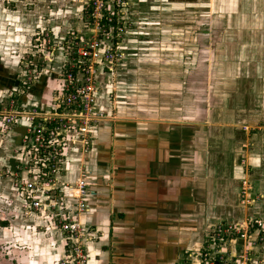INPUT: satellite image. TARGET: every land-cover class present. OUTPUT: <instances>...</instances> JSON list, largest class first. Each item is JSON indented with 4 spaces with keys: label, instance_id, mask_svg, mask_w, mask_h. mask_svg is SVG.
<instances>
[{
    "label": "crops",
    "instance_id": "0c3cea01",
    "mask_svg": "<svg viewBox=\"0 0 264 264\" xmlns=\"http://www.w3.org/2000/svg\"><path fill=\"white\" fill-rule=\"evenodd\" d=\"M85 1L32 0L30 11L16 4L8 9L14 16L6 24L12 31L8 43L21 46L45 27L61 37L76 32L83 38L87 34L81 31ZM241 3L247 8L260 5L255 0ZM261 3L263 30L258 45L252 43L256 39H245V49L230 57H242L237 61L250 70L249 81L246 86H218L216 109L206 114L191 111L198 105L205 109L212 105L206 89L203 104L190 99L195 88L185 76L178 83L174 75L160 83L154 73V87L138 97L141 103L135 108L125 88L112 86L120 94L110 109V98L105 102L104 97L111 86H100L97 102L102 101L97 105L108 116L92 129L89 152L69 154L63 179L71 184L84 174L90 185L88 212L80 217V224L91 231V240L85 243L88 264H178L198 253L205 235L222 221L241 222L250 212L256 213L251 218L264 220L259 216L264 214L261 206L240 202L244 190L248 196L264 197V139L255 134L264 123V0ZM147 37L141 35L139 40ZM13 53L8 52L6 60L0 56V97L17 88L8 86L14 80L9 70ZM232 71L229 68L225 75ZM58 86L52 72L41 75L20 103L27 109L50 110ZM21 132L15 129L0 135V203L9 209L6 218L0 219L9 223L5 230L11 238L8 260L2 259L6 262L2 264H60L65 244L54 222L38 215L23 217V199L7 174L20 158L16 150ZM262 237L263 243L244 246L254 264L264 262V230ZM228 247L230 253L242 250L241 243Z\"/></svg>",
    "mask_w": 264,
    "mask_h": 264
},
{
    "label": "rangeland",
    "instance_id": "374dc122",
    "mask_svg": "<svg viewBox=\"0 0 264 264\" xmlns=\"http://www.w3.org/2000/svg\"><path fill=\"white\" fill-rule=\"evenodd\" d=\"M255 1L260 2V5L256 6L255 3V6L247 8L241 3L247 0H120V2L116 0V4L120 5L114 11L111 8L110 13L120 14L117 18L118 23L122 24L123 32H121V44L119 43L117 47L122 51L123 56L112 71L103 69L101 66L95 70L98 86H111L110 91H107V97H104L105 102L110 98L108 107L112 109L114 102L118 99L120 93L118 89H115L118 86L125 88L126 95L132 96L131 99L135 101L134 108L140 105L138 97H145L143 94H147L148 90L154 87L155 73L156 80L160 83L171 79V75H174L178 83L185 76L184 79L190 83L191 89L195 88L190 93V99L194 98L196 104H203L206 89L208 92L206 99L210 98L209 104L212 107L206 106L205 109V106L198 105L192 107L191 111L206 114L210 112V109H216L213 103H220L215 95L218 86H246L249 81L250 70L247 66L238 63L242 57L238 59L230 57H233L232 52L236 54L237 50L245 49V39L251 42L256 39V42L252 43L258 45L257 40L261 38L263 30L259 16L263 0ZM87 2L86 0L82 12L81 31H87V34L82 36L83 39L93 35V14H100L99 11L89 12ZM101 2L98 0L99 4ZM16 4H20L28 11L33 8L32 0H0V26H2L0 27V56L6 57V60L7 53L13 50L14 53L10 55V58L14 64L9 67L10 74L14 75L15 80L21 84L26 83L32 86L30 89L35 87L41 75L45 76L51 72L56 76L58 84L61 80V67L64 61L68 60L64 53V46L79 36L74 32L61 37L45 27L38 28L21 46L13 45L11 41L8 43L7 39H10L12 31L6 24L14 17L8 9H14ZM129 33L132 34L129 37L130 40L125 41ZM145 34L148 37L139 40V36ZM99 40L108 49L111 48L109 41L102 38ZM1 68L4 67L1 66ZM229 68H232L233 74L226 76L225 71ZM253 70L259 71L255 68ZM10 91H5L0 97V111L7 109ZM20 97L17 104L23 98V96ZM187 97L189 96L186 95L185 98ZM259 125L261 126H257L258 132L255 134L258 133L264 139V123ZM0 176L2 177V174ZM242 196L241 199H243ZM257 198L260 200L252 206H261L264 211V197L256 194L249 195L251 200ZM19 199L22 200L20 197ZM245 203L247 207H251V202ZM261 203L263 205H260ZM6 211L9 212V209L1 206L0 203V218H6L4 215ZM255 216V212H250L249 217L237 224L243 225ZM259 216L264 214L261 213ZM255 220L264 222L262 217H256ZM221 223L232 222L222 221ZM8 226L6 219H0V264L6 263L2 259L8 260L6 249L11 239L5 230ZM207 235L208 233L205 235L203 247ZM261 241L263 243V239ZM228 245L229 242L225 244V254L229 262L238 252L230 253Z\"/></svg>",
    "mask_w": 264,
    "mask_h": 264
},
{
    "label": "built area",
    "instance_id": "2783aa9c",
    "mask_svg": "<svg viewBox=\"0 0 264 264\" xmlns=\"http://www.w3.org/2000/svg\"><path fill=\"white\" fill-rule=\"evenodd\" d=\"M87 1L89 12L99 11L100 14H93L92 36L76 37L64 46L68 60L61 67V80L52 108L27 109L21 103L17 104L18 97L26 95L32 87L23 83L21 89L17 87L10 92L7 109L0 111L1 136L22 129L20 147L16 150L20 158L14 169L7 172L14 191L23 199L22 215L26 218L44 216L54 222L65 244L64 259L60 264H88L85 243L91 240V231L80 224V217L88 212L86 199L90 195V185L84 174L71 184L63 179L68 171L69 154L89 152L92 129L108 116L97 105L100 86L95 70L101 66L112 71L123 56L117 47L123 32L117 18L120 14L110 13L111 8L114 11L120 4H116V0H101V4L98 0ZM99 38L109 41L111 48L104 46ZM242 197V205L251 202L252 206L260 200L249 199L246 190ZM255 219L243 225H215L206 236L205 246L178 264H254L251 253L244 250V246L262 243L264 222ZM253 237H256L255 242H250ZM228 242L242 243V250L229 262L225 254Z\"/></svg>",
    "mask_w": 264,
    "mask_h": 264
},
{
    "label": "trees",
    "instance_id": "16d2710c",
    "mask_svg": "<svg viewBox=\"0 0 264 264\" xmlns=\"http://www.w3.org/2000/svg\"><path fill=\"white\" fill-rule=\"evenodd\" d=\"M8 86H15V87H18V86H21V83L18 81V80H12V82L10 83V85ZM32 90V88L30 89V91Z\"/></svg>",
    "mask_w": 264,
    "mask_h": 264
}]
</instances>
